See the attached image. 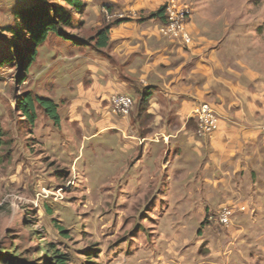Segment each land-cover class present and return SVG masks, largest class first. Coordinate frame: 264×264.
Segmentation results:
<instances>
[{
    "label": "crops",
    "instance_id": "1",
    "mask_svg": "<svg viewBox=\"0 0 264 264\" xmlns=\"http://www.w3.org/2000/svg\"><path fill=\"white\" fill-rule=\"evenodd\" d=\"M153 1L156 11L163 0ZM188 8L191 42L186 46L160 35L161 18L135 14L112 26L107 47L99 50L56 36L38 46L29 69L42 64L45 79L50 74L46 84L55 94L46 98L58 106L60 118V129L50 124L47 137L60 141L64 126L75 136L90 130L84 138H103L113 170L121 159L129 180L138 173V182L153 181L165 189L162 197L183 198L178 203L199 199L205 204L202 217L210 211L208 220L224 204L244 207L232 222H239V232L258 228L264 220V49L247 56L242 37L228 34L234 21L222 20L220 30ZM45 55L51 63H45ZM114 95L133 99L127 115L112 108ZM202 102L218 116V130L206 138L196 136L193 119ZM158 249L170 253L169 259L163 255L153 264H211L208 257L194 255L200 248L192 244Z\"/></svg>",
    "mask_w": 264,
    "mask_h": 264
},
{
    "label": "rangeland",
    "instance_id": "2",
    "mask_svg": "<svg viewBox=\"0 0 264 264\" xmlns=\"http://www.w3.org/2000/svg\"><path fill=\"white\" fill-rule=\"evenodd\" d=\"M79 1L83 16L70 10L74 22L67 32L91 47L94 43L90 38L99 27L133 14L148 17L155 7L153 0ZM176 1L177 6L187 3L191 10L192 5L214 28L220 25L222 30V20L234 21L235 28L227 33L242 37L247 56L264 49V0ZM33 2L36 0H0V129L4 132L0 151V264H56L54 256L59 255L67 264H153L163 255L164 260L169 259L170 253L158 248L172 243L199 247L194 255L208 257L211 264L222 260L226 264H264V220L258 228L245 227L243 232H239L236 220L222 227L208 220L210 211L202 217L205 204L199 199L178 203L183 198L166 193L162 197L165 189L155 187L153 181L138 182V173L129 180L127 165L123 169L121 159L113 170L103 138H84L90 136V130L75 136L64 126L60 141L49 138L52 123L36 104L35 125L23 120L17 108L23 93L43 98L55 94V88L46 84L50 74L45 79L42 64L30 68L21 82L29 42L24 32L15 40L5 31L19 23L14 12ZM49 3L65 5L60 0ZM97 22L101 24L95 27ZM45 57V63L52 62L49 55ZM240 208L236 212H244ZM218 209L211 211L212 216ZM248 226L252 225L248 222Z\"/></svg>",
    "mask_w": 264,
    "mask_h": 264
},
{
    "label": "trees",
    "instance_id": "3",
    "mask_svg": "<svg viewBox=\"0 0 264 264\" xmlns=\"http://www.w3.org/2000/svg\"><path fill=\"white\" fill-rule=\"evenodd\" d=\"M52 0H36L26 7L20 8L14 12L15 20L18 21L16 27H8L5 29L7 33L11 35L15 40H20L21 32L26 35V40L29 42L27 49L25 50L26 63L21 68V82L25 79V73H27L31 63L35 61L38 55V46L43 44L51 35L65 41H71L78 45H88L83 39L71 36L68 32V28H72L74 17L70 10L76 13L81 12V3L79 0H60L65 5H53L49 3ZM166 5L162 4L156 11L150 13V18H161L165 23ZM127 17L116 18L111 23L100 27L95 35L90 38L94 43V49H102L107 47L109 41V31L112 26L118 24ZM164 18V19H163ZM121 20V21H120ZM163 23V24H164ZM22 53L19 54V57ZM5 61V60H4ZM4 61L1 63L3 64ZM6 62V61H5ZM10 63V62H9ZM146 97V96H145ZM35 104L41 108L44 115L52 123V127L58 129L60 127V118L57 112L58 106L49 98H43L40 96H33L30 92L23 93L17 101L18 112L21 113L23 120L33 127L36 122ZM4 132L0 129V151L4 144L3 142ZM204 225V221L201 223ZM198 236L201 235V231H198ZM48 252V251H47ZM54 262L56 264H67L63 256H54Z\"/></svg>",
    "mask_w": 264,
    "mask_h": 264
},
{
    "label": "built area",
    "instance_id": "4",
    "mask_svg": "<svg viewBox=\"0 0 264 264\" xmlns=\"http://www.w3.org/2000/svg\"><path fill=\"white\" fill-rule=\"evenodd\" d=\"M166 5L165 20L158 32L169 40H179L188 45L191 39L188 35L185 23L187 16L190 14L188 6H177L174 0H171ZM112 108L123 115H127L133 106V99L127 95H114L111 97ZM193 119L196 125V136L198 138H206L218 130V116L215 109L210 103H199L193 111ZM261 132L264 133V125L260 127ZM236 206L222 205L215 216H211L209 220L222 226L228 227L232 222V217L235 215ZM245 211L244 207L239 209Z\"/></svg>",
    "mask_w": 264,
    "mask_h": 264
}]
</instances>
